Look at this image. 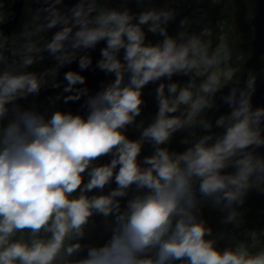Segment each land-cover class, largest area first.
Returning a JSON list of instances; mask_svg holds the SVG:
<instances>
[{
  "label": "clouds",
  "instance_id": "1",
  "mask_svg": "<svg viewBox=\"0 0 264 264\" xmlns=\"http://www.w3.org/2000/svg\"><path fill=\"white\" fill-rule=\"evenodd\" d=\"M15 2L0 0V264H264V229L244 209L264 195V69L234 61L225 20L182 11L222 0H24L6 35ZM88 70L110 77L94 94ZM49 88L63 89L53 108L82 101L84 114L20 103Z\"/></svg>",
  "mask_w": 264,
  "mask_h": 264
},
{
  "label": "rangeland",
  "instance_id": "2",
  "mask_svg": "<svg viewBox=\"0 0 264 264\" xmlns=\"http://www.w3.org/2000/svg\"><path fill=\"white\" fill-rule=\"evenodd\" d=\"M246 1L249 5V14L248 15L252 16L253 10H254V1L255 0H246ZM11 6H12V4L9 6V9L11 8ZM208 6H209L208 2H206L202 6L193 3L191 5V7H189L188 5H184L182 8V11H183L184 15H191V14H193V12L196 8L203 7V9L208 13V18L205 21V23L210 24V26H212L215 29L216 22L220 21L222 19L218 16V18H214L213 21H210L209 17L211 15H216L218 13V11L223 12L224 9L222 7H219L218 9H211V8H208ZM131 7H133V9L135 10V5H131ZM231 10H232V8L230 7L229 10L227 11L229 20L231 19V16H230ZM25 19H26V15H25V11L23 10L20 22H19V24L16 27L14 32L18 33L21 30L22 23L24 22ZM230 26H231V24H230ZM227 29L225 28L224 33H223L224 37H225V41L229 45V47L232 49L234 61H236L237 63H240L247 56H249V54L251 52V44L248 41L250 38L245 37L243 39L244 42L246 43V47L244 49L234 48L231 46V38H232L230 35V33H232L231 28L227 27ZM219 35H220V32L218 30H216L210 38L213 40L214 43H217ZM149 39L155 40L156 38L150 36ZM48 67H52V62L50 60V57L47 58L42 64L38 65L37 67L30 69V71L39 72V71H43L44 69H46ZM59 80L63 81L61 79H59ZM154 87H155L154 85H150V86H148V88L145 89V92H144V99L146 101V106L144 108L143 116L145 118H149V119L152 115L155 114V111H156L154 95L152 94V89ZM48 90H51V91L55 90V92H56L55 96L60 95L59 89L49 88ZM43 92H46V90H43ZM43 92H41V94L38 97H30L28 100L20 101V103L23 104L25 107H28V106H31L32 104H35V106L40 111H44L48 107H50L51 109H60V108L64 107L68 110V112L70 111L69 108L67 107V105L65 103H63L62 100L56 101L55 107L53 108L52 103L49 100V97L54 98L55 96H51V95L45 94ZM132 132L134 133L135 137L138 136V133L134 132L133 130H132ZM180 138H181L180 135H177V137L173 140L172 146H171L172 150L183 151L184 146L179 144ZM244 209H246L247 227L256 228V229H264V195H259L255 192H252L248 197V200H247L246 205L244 206ZM244 209H241V210L243 211ZM220 215L221 214L218 211H211L208 208L204 209V217L209 221L210 225L217 231L222 229V226L219 224ZM93 231H94V233L91 234L92 235L91 241H93L94 243H98V244L103 243L104 240L107 238L104 235L103 225H102L99 217L96 218V227L93 229ZM220 246L223 247V245H220Z\"/></svg>",
  "mask_w": 264,
  "mask_h": 264
},
{
  "label": "water",
  "instance_id": "3",
  "mask_svg": "<svg viewBox=\"0 0 264 264\" xmlns=\"http://www.w3.org/2000/svg\"><path fill=\"white\" fill-rule=\"evenodd\" d=\"M69 4H71L72 0H67ZM234 12H233V32L235 37V43L242 48L244 45L239 41V37L243 34H247L251 31L253 35L252 40V50L250 55L241 62V65L246 64L247 68H253L258 73H260L261 69H264V0H255L254 10L252 16H248L249 14V5L246 0H233ZM25 7L24 0H16V2L9 9L12 13H14L13 18L3 26V31L6 35H11L21 18L23 13V9ZM103 45H101L102 47ZM92 56L95 59H99V50L92 53ZM52 62V66L54 62L50 58ZM79 71L77 65L73 63L71 66L65 67L61 69L59 79L63 80V73L67 71ZM81 75H84L87 78L86 86L90 89V91L94 94L99 90L102 82H106L110 77H105L103 73L99 71L88 70L82 72ZM66 83V82H65ZM78 87H83L78 85ZM60 94L63 89H59ZM64 95H70V93H64ZM254 102L257 105L264 106V74H261L260 84L258 87V92L254 98ZM81 102H69L66 104L73 113H79L81 115L84 114L83 109L81 108ZM129 138L135 139V135L132 133L131 129L129 130ZM145 155L150 154L149 150L146 149ZM103 163H107V159L102 161ZM113 187L115 185L113 184Z\"/></svg>",
  "mask_w": 264,
  "mask_h": 264
},
{
  "label": "flooded vegetation",
  "instance_id": "4",
  "mask_svg": "<svg viewBox=\"0 0 264 264\" xmlns=\"http://www.w3.org/2000/svg\"><path fill=\"white\" fill-rule=\"evenodd\" d=\"M209 3V6L208 8H211V9H218L219 7H222L224 9V11H218V13L216 15H211L209 17L210 21H213L214 18H218V16L222 19V20H225L226 21V26L225 28L227 29V27L231 28V32L230 35H231V46L234 47V48H237V49H244L246 47V43L244 42V38H250V33L251 31H249L247 34H243L239 37V41L241 43H243V47L240 48L238 44L235 43V37H234V28H233V25H232V21H233V12H234V6H233V0H222V3L219 4V5H212L210 2ZM232 8L231 12H230V16H231V19L229 20L228 19V14H227V11L229 10V8ZM215 24V23H214ZM231 24V26H230ZM175 26H173L174 28ZM228 30V29H227ZM253 40V39H252ZM251 46H252V43H251Z\"/></svg>",
  "mask_w": 264,
  "mask_h": 264
},
{
  "label": "trees",
  "instance_id": "5",
  "mask_svg": "<svg viewBox=\"0 0 264 264\" xmlns=\"http://www.w3.org/2000/svg\"><path fill=\"white\" fill-rule=\"evenodd\" d=\"M249 41V43L251 44L252 43V33H250V39L248 40ZM248 57V56H247ZM246 57V58H247ZM241 63V62H240ZM239 63V64H240ZM42 92H43V90H42ZM43 93H45V94H49V95H51V96H55L56 95V92H55V90L54 91H51V90H46V92H43ZM47 110H49V111H54V110H62V111H65V112H68V110L66 109V108H64V107H62V108H60V109H51L50 107H48L47 108ZM171 146H172V144H171ZM92 233H94V231L92 230ZM91 233V234H92ZM91 238H92V235H91ZM86 242H88V241H86ZM91 242H93V241H91Z\"/></svg>",
  "mask_w": 264,
  "mask_h": 264
}]
</instances>
